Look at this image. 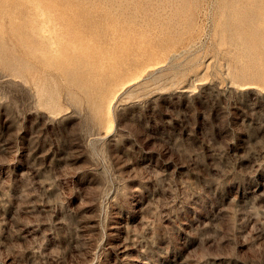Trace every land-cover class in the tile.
Returning a JSON list of instances; mask_svg holds the SVG:
<instances>
[{"label":"rangeland","instance_id":"1","mask_svg":"<svg viewBox=\"0 0 264 264\" xmlns=\"http://www.w3.org/2000/svg\"><path fill=\"white\" fill-rule=\"evenodd\" d=\"M150 9L0 0V264H264V0Z\"/></svg>","mask_w":264,"mask_h":264},{"label":"bare ground","instance_id":"2","mask_svg":"<svg viewBox=\"0 0 264 264\" xmlns=\"http://www.w3.org/2000/svg\"><path fill=\"white\" fill-rule=\"evenodd\" d=\"M106 1V0H105ZM111 1V0H110ZM167 1H169L170 4L173 5V12L174 15L175 14H179L182 10H184L183 8L185 7V0H149L150 3V11L153 13L158 12L159 10L165 9L166 5H167ZM121 2V1H120ZM182 2V3H181ZM120 8V7H119ZM144 8V7H143ZM20 9V8H19ZM124 9V8H123ZM128 11V10H127ZM166 12V11H165ZM245 12V11H244ZM114 13V12H113ZM120 14V13H119ZM120 17V16H119ZM240 18L244 19V20H253L255 18L254 14H250V12L248 11L247 13H243L242 15L239 16ZM28 18V16L26 17ZM122 19V18H121ZM167 19V18H165ZM30 20V19H29ZM28 21V19H27ZM105 21V20H104ZM112 22V21H111ZM117 22V21H116ZM158 22V21H157ZM107 23V22H106ZM105 23V24H106ZM118 23V22H117ZM109 25V24H108ZM29 28V27H28ZM160 28V27H159ZM256 26L252 25L250 26V30L248 33L251 34H255V35H259L258 39L254 40L250 39V40H244L243 37V31L242 30H238L236 29V27L232 30L236 35V39L238 41V43L244 47V49L246 50L245 52L249 55V57L252 60H256L258 54H259V50L262 49L264 50V37L260 34V32H258L256 30ZM30 30V29H29ZM33 32V31H32ZM30 36V35H29ZM33 39V38H32ZM35 41V40H33ZM37 42V41H36ZM32 43V42H31ZM33 45V44H32ZM40 81V80H39ZM94 108L96 110H101L102 109V104L100 103L99 99H96L94 102Z\"/></svg>","mask_w":264,"mask_h":264}]
</instances>
